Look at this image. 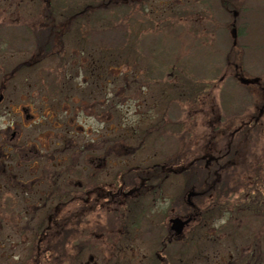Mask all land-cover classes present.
Masks as SVG:
<instances>
[{"label":"rangeland","instance_id":"1","mask_svg":"<svg viewBox=\"0 0 264 264\" xmlns=\"http://www.w3.org/2000/svg\"><path fill=\"white\" fill-rule=\"evenodd\" d=\"M222 1L76 0L68 9L57 11L56 0H0V30L7 33L10 40L0 56V84L5 80L6 85H13L0 106V113L6 114L0 128H7V112L17 102L13 96L34 92L30 85H59V82L63 85L61 80L66 77V71H70L61 68L57 63L59 59L53 56L37 65L32 61V69L25 64L32 59L29 58L32 43L21 37L28 38L27 34L34 32L30 24L44 23L48 28L55 25V35L79 33L80 36L82 26L68 25L64 19L76 18L78 23L85 17L91 22L102 19L88 30L91 39L102 41L98 46L90 42L82 55V43L77 42L74 48L67 42L68 50H75L80 65L81 56H92L88 66L76 69L70 79L76 85L98 87L103 85L105 75H102L106 74L102 73V66L114 67L115 70L105 76L111 83L107 84L110 86L105 89L104 98H117L120 90L121 170L130 164L147 169L153 167L151 164L163 163L171 174L154 182L156 191L152 193L157 197L163 192L174 199V203L178 200L179 206L185 204L184 196L189 187L195 192L206 191L207 207L202 209H216L220 205L233 212L229 223L231 237L220 239L228 244L229 259L239 264H256L254 259H257V264H261L262 257L264 264V252L260 257L264 250V122L259 123L254 117L259 116L264 106V0ZM45 6L56 7L49 10V15H44ZM36 8H40V20L34 17ZM82 9L85 13H79ZM231 9L239 12L237 25H232ZM65 15L68 18H63ZM6 25H10L9 30ZM235 32L239 33L237 42ZM129 58L136 62L127 61ZM146 59L152 62L149 72ZM91 66L94 68L89 71ZM48 72H51L50 77ZM38 75L47 79L39 80ZM131 98L136 101L135 106L133 102L131 105ZM149 108L154 119L159 111V119L151 123L144 122ZM241 125L247 126L248 133L231 138L230 132ZM133 131L136 132L134 138ZM230 141L235 144L231 146ZM218 161L234 165L218 170L214 165L208 166ZM181 170L185 175L173 174ZM151 175L154 181L163 176L157 168L139 171L138 183ZM215 194L219 199H214ZM144 196L151 198V193ZM172 204L157 200L151 210H165V206L169 208ZM126 205L116 208L120 213L117 219L107 214L91 217L89 235L83 232L82 219L78 216L68 218L71 221L68 223L65 218L43 217L40 232L22 228L26 219L0 217V264H85L89 260L84 244L113 246L114 243L103 244L98 236L113 237L112 232L119 225L126 227L125 216L129 210ZM184 206L188 209L186 204ZM141 222L138 232L143 233L135 240L140 246L136 252L139 261L129 264H143L140 258L144 260L145 254L153 251L149 249L147 222ZM30 225L33 226V220ZM7 226H15L17 231H10ZM117 236L120 237L118 233ZM189 236H192L191 241L198 235ZM91 252L95 257L100 255L99 250ZM116 252L121 256V251ZM194 252V247H187L186 264L195 262ZM125 253L131 254L128 250ZM163 264H177V255L173 259L170 254Z\"/></svg>","mask_w":264,"mask_h":264},{"label":"flooded vegetation","instance_id":"2","mask_svg":"<svg viewBox=\"0 0 264 264\" xmlns=\"http://www.w3.org/2000/svg\"><path fill=\"white\" fill-rule=\"evenodd\" d=\"M48 9L55 8L48 6ZM83 12L85 13V9ZM78 20L64 19L68 25L77 23V26H82L83 35H55L53 25L51 34L38 39L36 36L30 38L33 41L30 49L41 53L50 51V55L67 56L66 48L69 41L67 38H70L76 45L82 43L81 54L84 55L90 42L96 43L97 46L102 42L91 39L88 34L89 26L97 25L102 19L91 22V19L85 17L81 20L82 23H78ZM106 21L111 23L109 20ZM40 25L42 26V23ZM1 46L4 47L6 44ZM69 51L70 60L65 58L67 60L65 69L81 70L88 66L89 55L81 56L80 65L79 59L73 58L75 50ZM1 52L3 55L5 50ZM107 67L109 65L102 66V73H106L102 76L110 75V71L115 70L113 66V69ZM105 76L102 79L103 85L98 87L92 85L94 88L90 85H30L34 92L25 91L23 94L13 96L17 102L7 112L9 117L7 128H0V217L26 219L22 228L28 229L29 232H40L43 217L65 218L68 223L71 222L68 218L78 216L82 219L83 232L89 235L88 223L91 217L97 218L107 214L117 219L120 213L116 208L127 203L125 207L129 206V210L125 216L126 227L121 225L115 227L117 229L112 232L115 233L113 237L106 234L98 236L99 241L103 240V244L114 243L113 246L108 247L105 244L106 247H97L99 245L84 244L83 249L89 260L85 264H91L92 261L93 264H129L135 263V260L139 261L136 252L140 246L135 244V240L140 237L141 231H138L141 221L147 222L146 234H150L151 240L149 249H153L149 251L150 255L145 254L144 260L140 258L143 264H163L170 254L173 259L177 255V264H186V249L193 246L196 259L189 264H239L229 259L228 244L220 241L221 237L224 239L230 234L228 228L232 211L222 209L218 205V209H202L203 206L207 207L206 191L196 192L193 197L196 199L194 207L187 204V194L184 196L189 209L185 208L183 203L179 206L178 200L174 203L175 200L163 192L155 197L156 195L152 193L156 191L154 182L156 184L157 180H163L171 174L168 173V168L162 166L163 163L151 164L153 167L147 169L142 167L139 169L138 166L130 164L124 171L121 170L123 143L118 139L123 132L118 109L120 90L116 93L117 98L106 100L105 89H108L110 85L107 84L111 82ZM11 87L13 85L4 83L0 85V97H3L0 106L6 101ZM78 94L81 95L80 98L72 97ZM129 100L132 105L133 99ZM109 101L112 104H107ZM133 105H136V101ZM150 111L149 108L147 111L149 113L144 116L148 122L151 117ZM136 112L137 108L133 116ZM4 116L6 114L0 113V121ZM254 117L257 118V122H264V106L259 116ZM254 117L250 119L255 120ZM247 126L249 127V122ZM247 126L241 125L238 130H232L230 137L236 138L248 133V129L245 131ZM131 134L134 138L136 132L133 131ZM230 142L231 146L235 144L234 141ZM124 147L127 149L126 144ZM213 165L218 170L234 164L218 161L214 164L211 162L208 166ZM155 168L161 169L163 176L154 181L151 175L138 183L139 171L149 172ZM180 172L173 174L185 175L182 170ZM144 186L146 189H143ZM146 193H151V198L146 199L144 196ZM218 197L219 195L215 194L214 199H219ZM157 200L173 204L169 208L165 206V210H151L156 207ZM31 220L33 226L30 225ZM7 228L10 231H17L14 229L17 228L15 226ZM191 233L198 236L190 241ZM92 249L99 250L100 255L97 257L92 255ZM126 250L131 254L126 255ZM116 251H121V256L117 255Z\"/></svg>","mask_w":264,"mask_h":264},{"label":"trees","instance_id":"3","mask_svg":"<svg viewBox=\"0 0 264 264\" xmlns=\"http://www.w3.org/2000/svg\"><path fill=\"white\" fill-rule=\"evenodd\" d=\"M56 2H57V4H59V5L62 4V6H63V7L57 6L58 7V10L57 11H60L59 9H65V10L68 9L69 3L76 2V0H72L71 2H70V0H56ZM47 8H44L45 9L44 10V15H49V10ZM61 15H64V14H61ZM65 17L68 18L67 15H65L64 18ZM38 18H41V17L39 16ZM46 26H47V24L44 25V23H42V26L39 24V26L37 27V29L36 30L34 29V32H32L31 34L34 35V37L36 36L37 39L39 37L43 36V35H49V34H51L52 33V31H51L52 29L51 28H48ZM28 31H30V30L28 29ZM70 42H71L72 46H74V44H73L74 41H70ZM40 50H42V49H40ZM66 53H67V56L65 58L68 59L70 57L71 51H66ZM50 56H53V58H54V57H57V54L50 55V51L49 52H46V53H41L40 51H38V54L36 55V57L35 56L32 57V59L28 63L31 64L32 61H34L33 63H37L40 60H43L42 58H50ZM62 60H64V59H62ZM69 60H70V58L68 59V61ZM66 70H68V69H66ZM75 70L76 69H71V71H66V73H65L66 74V77H63L62 78L63 80H61L62 83L64 82V85H75L73 83V81L70 79L71 76L73 77V75H74L73 72ZM89 71H92V70H89ZM67 74H70V75H67ZM47 75L50 77L51 76V72H48ZM55 85H57V84H55ZM59 85H60V82H59ZM232 157H233V155H232ZM190 188L191 187H189L188 189H190ZM194 200H196V199H194ZM195 204H196V202H195ZM254 261H255L256 264H257V262H259V261H257V259H254Z\"/></svg>","mask_w":264,"mask_h":264},{"label":"bare ground","instance_id":"4","mask_svg":"<svg viewBox=\"0 0 264 264\" xmlns=\"http://www.w3.org/2000/svg\"><path fill=\"white\" fill-rule=\"evenodd\" d=\"M223 8L225 9V7H223ZM225 11H226V9H225ZM226 12H227V11H226ZM232 12H233V17H232V18H234V20H233V22H232V25H233V24H235V22H236L235 20H236V17L238 16V13H239V12L236 11V10H234V9H231V10H230V13H232Z\"/></svg>","mask_w":264,"mask_h":264},{"label":"water","instance_id":"5","mask_svg":"<svg viewBox=\"0 0 264 264\" xmlns=\"http://www.w3.org/2000/svg\"><path fill=\"white\" fill-rule=\"evenodd\" d=\"M236 34H237V33L235 32V37L237 36ZM236 38H237V37H236ZM1 101H2V98H0V102H1ZM191 195H192V194H191Z\"/></svg>","mask_w":264,"mask_h":264}]
</instances>
